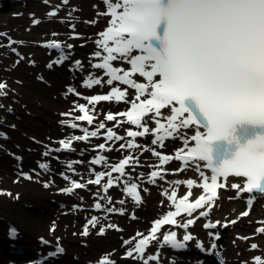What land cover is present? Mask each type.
<instances>
[{
    "label": "snow or ice",
    "instance_id": "snow-or-ice-1",
    "mask_svg": "<svg viewBox=\"0 0 264 264\" xmlns=\"http://www.w3.org/2000/svg\"><path fill=\"white\" fill-rule=\"evenodd\" d=\"M44 2L48 3V0ZM62 2L67 5L69 0ZM103 2L105 11L97 15L107 16L109 20L105 30L98 33L99 39L94 41L99 50L92 56L100 62L91 64V67L103 70V76L90 74L83 86L92 88L106 84L110 90L106 94L85 97L87 105L75 104L74 110L81 115L74 117V120L93 125L97 120L96 105L101 101L124 102L130 107L125 111L105 114L104 120L115 122L113 127H107L102 120L95 130L82 128L83 135L62 139L59 144L61 149L71 150L73 141L99 138L103 130L105 143H100L96 148L110 152L113 147L108 142L125 140V136L118 135L114 129L128 124L135 126L136 130L125 129L126 137L130 139L120 143L119 148H141L142 152L150 151L158 158L157 170L151 171L149 176L150 183L164 180L167 170L163 166L173 160L181 162V166L173 170L174 174L188 167L195 169L200 181L188 178L170 182L171 191L166 189L162 193L169 202V210L154 219L147 234L137 232L134 237L123 241L124 245H133L126 251V257L140 259L143 264H149L150 261L159 264V246L182 249L196 239L187 230L199 218L209 217L219 199L220 189L230 187L236 191L237 197L243 193L264 194V0ZM49 15L55 17L57 12L52 11ZM33 23L38 24L39 20ZM87 23L95 24L96 21ZM78 37L79 34H75L73 38ZM43 46L60 52L58 59L47 67L69 59V53L64 51L60 42L51 41ZM72 47L71 44L66 45L69 50ZM117 61L130 67L114 66ZM74 65L78 70L83 68L79 60L74 61ZM137 75L144 82H138L134 78ZM119 85L127 87L121 88ZM6 87L5 83L0 82V95L6 94L3 91ZM129 89L134 92L130 93ZM67 91L80 95L72 87ZM165 109L167 113L162 111ZM118 117H126V120ZM69 126L73 129L79 127L75 122ZM149 135L153 137L151 145L161 149L166 147L168 140H179L181 146L169 155L155 148L142 147L136 142V138ZM91 163L104 164L108 170L95 172L94 178L88 179L86 183L73 180L71 186L62 191L72 194L76 189L97 185L104 194L100 199L112 204V198L107 193L120 185L122 178L127 175L126 167L138 164L139 157L129 154L116 163H110L104 155H97ZM40 167L46 169L48 165L40 164ZM68 167L71 168V164ZM205 169L209 170L208 174ZM114 173L118 175L114 176ZM25 178L32 177L26 175ZM63 178L70 179L67 175H63ZM105 178L106 182L102 184ZM229 178H236V182L229 184ZM181 184L187 192L178 198ZM44 186L49 185L46 183ZM194 188H201L203 194L190 201ZM124 192L135 204L142 203L137 183L124 182ZM2 194L11 195L0 192ZM253 199H248L249 207ZM118 203L124 204L125 201L120 200ZM94 207L99 210L102 205L96 202ZM107 211L119 212L120 215L125 212L123 208L115 207ZM185 215L188 217L186 220L181 222L177 219ZM240 215L247 216L249 212L246 210ZM132 218L135 219V215ZM236 222L232 220L228 223ZM98 223L99 219L92 216L85 224L82 235L87 236L89 226L96 227ZM218 225L227 226L226 223L209 220L203 227L216 229ZM165 226L182 228L185 234L178 238L174 230L162 233ZM107 227L120 231L113 224ZM54 230L53 226L50 231ZM104 231L105 228L101 227L98 234L103 235ZM257 232L264 234V227L258 228ZM11 234L15 235V230ZM208 235L214 240L220 238L218 233L209 232ZM153 241H161V244L156 253L145 256ZM197 247L204 250L202 243H198ZM250 247L257 249L258 245L252 243ZM210 248L216 249L217 244L211 243ZM253 260L254 264H264L262 256H255ZM99 264H115V261L110 259L109 254Z\"/></svg>",
    "mask_w": 264,
    "mask_h": 264
},
{
    "label": "rangeland",
    "instance_id": "rangeland-1",
    "mask_svg": "<svg viewBox=\"0 0 264 264\" xmlns=\"http://www.w3.org/2000/svg\"><path fill=\"white\" fill-rule=\"evenodd\" d=\"M5 5L8 4L5 8V10L0 13V44L5 43V39L7 38L6 35H12V36H22L20 42L26 43V40L23 37V33L27 31V25L28 24H34V20H40L38 24L35 25H42L43 21H41V18H37L35 15V12H32V8L41 5L40 10L44 13H48V8L50 6L56 7V4L61 3L56 0L51 2L48 0V3H44V0H20L19 2H16L9 5V0H4ZM89 1V0H88ZM58 6V5H57ZM73 9H77L76 5H72ZM26 11V14H22L21 12ZM60 13L56 15V18L60 16ZM93 20V19H89ZM88 19L86 18L84 20V23H87ZM85 23V24H86ZM68 23H65L67 25ZM88 26H90V23H87ZM77 28V27H75ZM98 29L97 27L93 28L92 31H95ZM6 34V35H5ZM50 36V34L48 35ZM42 36H38L37 38H31L30 40L35 43V47H37V43L39 39H41ZM19 46V44L17 45ZM88 45H86L83 48H87ZM0 49V82L8 84L7 87L3 90L6 94L0 95V103H1V113L2 116H0V121L3 118V115H6V122L8 125L13 127L11 128L14 133H10L12 142L18 144L16 141L17 135L22 136L23 138L28 139L31 142H34L36 144H39V150L40 146L47 141L44 140L45 137L48 136V139H50L51 135L46 134L49 124L52 120V118L59 115L62 109H65L66 107H55L53 104H51V100H53V97L49 95V92L47 89H51L52 85L50 84V81L46 78L41 76V74H38L37 70L33 72V74L30 75V80L36 78V82L38 83V87L40 90H31L30 86L27 83L28 78L23 75V71L27 70L28 61V54L29 57L34 54V50L28 49L26 51H23L21 53V57L18 54H14L12 51V46H2ZM37 50H40L39 47H37ZM4 52V53H3ZM24 58V59H23ZM17 60L16 68L10 69V75H6L7 68H9L10 65L14 64V61ZM31 62V61H30ZM43 64H46L45 61H43ZM70 64V63H67ZM67 64L63 66L65 69ZM36 76V77H35ZM39 77L44 78V82H40L38 79ZM81 77V75H80ZM38 79V80H37ZM6 80V81H5ZM65 81L62 82V86L66 85ZM118 106H114L111 104L110 106L106 108H116ZM121 107V106H120ZM12 110V113L11 111ZM38 130V131H37ZM61 131L57 134V136L61 135ZM50 143V142H48ZM86 147V146H85ZM19 150L15 149L13 147H6L4 151L2 152L6 154V156L10 157V160L13 163L15 162V156L14 154H18ZM21 151V150H20ZM13 153V155H12ZM24 156L25 162L27 158V155L24 152H21ZM4 159V157H2ZM38 157H33V159L30 161V163L26 164L25 169L29 170V167L34 166L35 159ZM57 161H53L54 163ZM86 160L83 161L82 165H86ZM2 164V163H1ZM0 164V165H1ZM17 165V164H16ZM78 167V166H77ZM1 168V166H0ZM60 170L57 171L59 173ZM44 178H36V175L33 174L32 179L28 180L23 177L22 170L19 169L18 173L14 176H6L4 173L0 171V188L9 189L11 192V195L2 194L0 195V238H4L7 240L8 237V223L14 222L19 225L20 227V234L23 235L25 239H30L31 236L34 238V243L31 244L34 246H37L39 237H49L53 241L55 238L57 240H62L67 248L68 253L65 257L72 256L74 259L77 260V264H91L90 262L94 259H97L99 255L103 254L104 252H110V250H115L116 248L109 249V251H97L94 254H90L89 250L91 248V239L95 240H101L103 237L96 236L94 233H92L89 237H82L79 233L80 225L83 222L85 218V213L81 215V219L77 222V225L69 227L67 229L68 233V239H64L62 235H57L56 233L52 234L54 231H50V229L53 227L49 222H47L45 218L46 214L50 212V210L54 207H58L59 209V215L63 220L70 218L71 215V207L69 206V201L67 199L64 200L63 197H52L51 195L56 191L57 186L51 185L48 187H45L42 185V180ZM60 184H65L66 181L60 180ZM58 182V183H59ZM57 184V183H56ZM58 184V185H60ZM95 188H92V191ZM156 197L153 198L151 201L146 200L144 201V205H150L151 203L155 206H158V203L160 201V198L158 196V188L156 189ZM87 193L91 195L92 192L87 190ZM150 193V189L147 191L146 194ZM73 200V199H72ZM92 200V199H91ZM89 201V204L91 202ZM58 202H66L67 205L65 208L59 207L60 205ZM141 205L137 206L136 208L140 207ZM243 206H241L242 208ZM64 210H67V213H63ZM239 213L241 212V209H239ZM154 217V215L147 217L145 221V226H148L149 220ZM117 221L120 222V219L123 218L125 220H128V218L124 216H116ZM141 215L138 214V219H135V222L140 221ZM55 222L56 219L52 218ZM130 221V220H129ZM139 228L137 224L130 225V228L128 230H114V233L118 235L119 241L122 239V235L124 237L130 235L133 233L134 229ZM254 228V225L252 226V229ZM229 230L234 233L235 230L233 229V226L228 227ZM110 233V229L108 230V233ZM51 235V236H50ZM30 238H29V237ZM237 237L239 239H242L244 237H247L246 235H241L238 233ZM248 238V237H247ZM72 244L71 246H75V249L73 250L72 247H70L68 242ZM246 242V245L248 246V243L251 241L249 239H242ZM223 241V240H222ZM259 242V241H258ZM25 245L26 243H22ZM27 245V244H26ZM4 250L0 252V260L4 261L5 264H8L9 261H15L14 259L4 258L3 256L7 253L8 246L4 245ZM262 244L258 245V249L260 250L262 248ZM121 251L122 248L118 250L117 255H112V260L121 258ZM175 255L180 256L183 261L185 262H191L190 258L183 254V253H174L173 258L175 259ZM2 257V259H1ZM170 256H167L166 258L169 260ZM171 259V258H170ZM22 260V257L18 260L19 262ZM170 261V260H169ZM72 264L71 261L65 260L62 261L61 264ZM49 264V263H48ZM58 264V263H54Z\"/></svg>",
    "mask_w": 264,
    "mask_h": 264
},
{
    "label": "bare ground",
    "instance_id": "bare-ground-1",
    "mask_svg": "<svg viewBox=\"0 0 264 264\" xmlns=\"http://www.w3.org/2000/svg\"><path fill=\"white\" fill-rule=\"evenodd\" d=\"M52 2L54 0H51ZM58 2H62V0H56ZM1 3L5 5V1L1 0ZM63 3V2H62ZM13 4L12 2H9V5ZM8 4L6 3V6ZM72 5H76L77 9H73ZM41 5H37L32 8V12H35V15L37 18H41V21H43L42 25H35V24H28L27 25V31L23 33V37L26 40V43L20 44L19 48L21 49V53L23 51H26L28 49L34 50V54L29 57L28 54V61H32L33 64H30L27 62V70L23 71V75L28 78L27 83L30 86V89L33 90H40L38 87V83L36 82V78L33 80H30V75L33 74L34 71L37 70L38 74H41L45 76L49 81L50 84L52 85V88L47 89L49 92V95L53 97V100H51V104L53 106L59 108V107H69L71 106V101L75 99V96L71 93L67 92L66 86H62V82H66L68 84L74 83L75 85L83 86L81 84V81L79 80V76L82 72L85 71H91L89 67V61L88 57L86 56V49L85 48H79L76 47L75 53L77 56L83 58V68L81 70H78L76 67H74L73 71H70L68 69H64L62 65L61 67H55V69L50 70L48 69L45 64H43V61L48 62L52 58V55L54 54L53 51L49 50L48 48H40V50H37V47H35V43L31 41V38H37L38 36H42L41 39L39 40H48L52 39V36H48L51 31L53 30H59L60 34L63 37H66L68 35L67 30H69L68 24L65 25V21H58L56 17L50 16V10L54 6H50L48 8V13L47 12H42L40 10ZM100 8V4H98L97 0H69V3L67 5L64 4V8L58 9L60 11V15L64 16H69L73 17V21L75 22V26L77 27L78 30L83 31L86 35V38H89L90 31L92 30L93 27H98L100 25L101 19L103 18L100 15H97V9ZM67 12H70L67 14ZM22 14H26V11L21 12ZM93 19L96 21L95 24H92L91 26H88L87 24L84 23V19ZM17 37V36H15ZM22 37V36H19ZM9 38H6L5 41H7ZM17 44H12L11 46H16ZM87 48H91L93 46V43L89 42ZM1 48V47H0ZM2 49H0L1 51ZM4 53V52H3ZM72 64V63H71ZM17 65V60L14 61V64L10 65L9 68H7V72L5 73L6 75H10V69L16 68ZM36 77V76H35ZM38 80V79H37ZM6 81V80H5ZM44 82V81H40ZM121 105V104H119ZM102 106L98 105V109H101ZM63 111L66 110L62 109ZM64 116L59 113L58 116L52 118L48 129H46L47 133L50 134L51 137L48 139V136L44 138L45 141L52 143L53 139L55 137H58L57 134L62 131L63 129H66L65 125L63 124ZM6 122V121H4ZM8 125V123L6 122ZM3 128H5L3 126ZM6 129V128H5ZM11 133H14L13 130H9ZM38 131V130H37ZM17 141L16 143L12 142V140L8 139L5 140L3 139L2 142L7 145V147H13L15 149H18L19 153L24 152L27 155L25 165L30 163V161L33 159V157H38L41 159H46L48 157L42 156V148L43 144L40 146L39 150V144H36L34 142L29 141L26 138H23L22 136L17 135L15 138ZM87 147V145H86ZM21 150V151H20ZM74 152H82L84 153L83 160L87 159L86 158V153H88L85 149L84 144H78V147L74 149ZM4 157V159L2 158ZM75 157V156H70ZM16 162V160H15ZM2 163V164H1ZM0 171L4 173L6 176H11V175H16L19 171V167L17 162L13 163L10 160L9 156H6L5 153H1L0 155ZM17 164V165H16ZM145 163L140 165V168H143ZM86 165H81V168L87 167ZM139 168V167H138ZM63 170L65 169V165L62 164L61 162H55L54 165L51 166V171H42V174L44 175V179L50 178V175L52 178H54V183L62 180L61 176H58L57 170ZM49 175V176H48ZM41 177V175L36 174V178ZM43 185V184H42ZM157 185H162L160 181H156V183L150 185L147 184V186L150 188V193L146 195V200L151 201L153 198H155L156 195V187ZM44 186V185H43ZM118 192V189H113L110 191L111 194L115 195ZM52 197H63L65 199H73L74 201H80L82 203L88 204V201L90 200L91 196L87 193L86 189H81L78 190L76 193H74L72 196L70 195H64V194H58L56 191L51 195ZM230 197H234V192L228 188L224 192H222L220 199L217 201L215 204V207L211 211V214L215 218H220L222 220H229L234 217H239L237 222L234 223L233 229L235 230L234 233H232L231 230L228 229V227L223 228V242L218 245V248H221L223 254L229 261V264H235L236 261H242L244 264H252L251 262V257L256 256L257 254L260 253V250L257 249H251L250 248V243H248V246L246 245V242L242 239H239L237 237L238 233L241 235H246L248 238L252 236L254 229L252 230V226L255 224V221L258 218H264V197L263 199L259 202H257L252 210V212L248 216H239V209L241 211L244 210V207L241 208V205L243 204V199L240 198H234L230 199ZM127 202V200H126ZM136 207V206H134ZM163 209L159 206H155L152 203L150 205H147L144 203H141V206L136 208V211L138 214L141 215L140 221L135 222L136 220H125L123 218L120 219V225H123L124 230H128L130 228V225L132 224H137L139 228H143L145 226V221L147 217L155 215L158 212H161ZM71 215L70 218L63 220L59 215V209L58 207H54L50 210L48 214H46L45 218L47 222H51L50 224L55 226V230L52 234L53 235L58 232L57 235H62L64 239H68V233L67 229L69 227L77 225V222L81 219V215L84 213L88 212V208L82 209V210H77L75 211L74 209L71 208ZM52 218H55L56 221L54 222ZM103 221H106V219H103ZM220 226V225H219ZM195 231H200L199 228H197V225L195 226ZM51 236V235H50ZM29 237V236H28ZM103 238L101 240H95L91 239V248L89 250L90 254H94L97 251L103 250V251H109V249L116 248L115 251L111 253L112 255H117L118 250L122 247L121 246V241L118 239V235L114 233V230L110 229V233L102 236ZM30 238V237H29ZM252 241H259L260 244L264 241V234H259L256 235L251 239ZM57 241V239L55 240ZM210 241V240H209ZM12 242V240L0 238V252L4 250V245L9 246V244ZM21 243H26L28 244H33L34 243V238L30 239H25L24 234L22 235L20 239ZM68 242V240H67ZM70 242V241H69ZM68 242L67 245L72 247L73 250L78 249L75 248V246H71ZM40 241L38 240L37 245H39ZM62 243V241H61ZM205 243H208V240H205ZM24 246H27V245ZM4 258H9V259H14L15 257L6 253L3 256ZM2 259V257H1ZM16 259V258H15ZM19 260V259H18ZM16 259V264L19 263ZM65 260H69L72 262V264H77V260L74 259L72 256L65 257ZM209 260V259H208ZM115 264H136V261H133L132 259H115ZM209 264H217L215 259L212 257L209 261H207ZM0 264H5L4 261L0 260ZM167 264H193V262H185L182 260L180 256H177V259L175 262H167Z\"/></svg>",
    "mask_w": 264,
    "mask_h": 264
}]
</instances>
